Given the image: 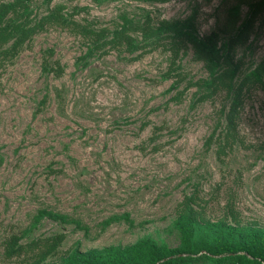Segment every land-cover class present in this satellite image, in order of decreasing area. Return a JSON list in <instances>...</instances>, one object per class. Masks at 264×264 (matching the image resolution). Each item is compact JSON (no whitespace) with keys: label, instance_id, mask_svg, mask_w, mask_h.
I'll return each mask as SVG.
<instances>
[{"label":"rangeland","instance_id":"obj_1","mask_svg":"<svg viewBox=\"0 0 264 264\" xmlns=\"http://www.w3.org/2000/svg\"><path fill=\"white\" fill-rule=\"evenodd\" d=\"M1 26L35 30L0 44V264L178 249L181 217L207 264L217 227L264 232V76L236 95L264 0H29Z\"/></svg>","mask_w":264,"mask_h":264},{"label":"trees","instance_id":"obj_2","mask_svg":"<svg viewBox=\"0 0 264 264\" xmlns=\"http://www.w3.org/2000/svg\"><path fill=\"white\" fill-rule=\"evenodd\" d=\"M28 2L29 0H14L0 4V44L13 33L22 36L35 30V28L24 30L16 26L11 29L10 27L1 26L4 18L11 10H14L16 6L27 5ZM49 17H46V19ZM37 26L39 28L40 24ZM171 29L172 27H165L164 31H170ZM11 31L14 32L11 33ZM160 32V30H157L155 34ZM173 32L174 34L179 32L178 36L186 34V31L176 28L173 29ZM116 34H119L116 36L121 37L122 31L120 30ZM153 34L151 33V35ZM151 35H148L146 39L150 38ZM149 41L151 42V40ZM126 43L128 47L134 45L133 39L129 37L126 38ZM200 44V50L207 54L206 58L210 66L217 68L219 61L215 57V52L209 49V43L201 42ZM263 76L264 60L238 85L236 95L238 96L241 93L245 83L251 80L261 81ZM176 225L183 236L181 248L170 249L165 246H157L151 239L146 238L125 247L109 246L100 250L85 252L76 248L67 256L64 264H194L193 254L196 252L193 247V242L196 240L194 222L188 217H181ZM205 242L202 249L206 252L202 253L200 257L208 262L207 264H264V232L248 231L235 239L229 232L219 226ZM184 253H186L185 256H183Z\"/></svg>","mask_w":264,"mask_h":264}]
</instances>
